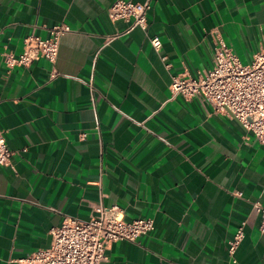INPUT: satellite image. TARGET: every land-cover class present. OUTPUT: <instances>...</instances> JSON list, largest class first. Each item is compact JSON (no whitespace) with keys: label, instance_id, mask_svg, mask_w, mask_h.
I'll list each match as a JSON object with an SVG mask.
<instances>
[{"label":"crops","instance_id":"obj_1","mask_svg":"<svg viewBox=\"0 0 264 264\" xmlns=\"http://www.w3.org/2000/svg\"><path fill=\"white\" fill-rule=\"evenodd\" d=\"M114 1L0 0V128L13 151L0 166V264L50 247L66 216L87 220L101 204L155 222L110 243L101 264H264V143L202 97L171 91L172 76L214 66L219 39L250 64L264 0H150L147 32L111 20ZM57 24L71 32L54 62L6 65L5 52Z\"/></svg>","mask_w":264,"mask_h":264},{"label":"built area","instance_id":"obj_2","mask_svg":"<svg viewBox=\"0 0 264 264\" xmlns=\"http://www.w3.org/2000/svg\"><path fill=\"white\" fill-rule=\"evenodd\" d=\"M150 9V0L144 3L115 0L109 8V16L113 21L129 22L125 32L137 27L147 32ZM69 32V25L57 24L50 29L47 38L28 35L21 53H4L6 65L9 68L27 67L41 57L54 62L61 38ZM148 38L153 47L159 50L160 38L149 35ZM166 58L162 56L164 61ZM171 91L173 95L187 98L202 97L216 111L237 118L258 141L264 143V46L254 55L250 64H243L232 48L219 39L215 46L214 66L197 77L187 74L172 76ZM12 155L5 131L0 128V166L9 165ZM255 208L262 214L260 230L264 233V206L257 203ZM154 227L153 218L141 217L128 221L119 205L101 204L87 220L66 216L60 226L51 230L53 240L50 247L35 250L17 261L19 264H101L110 243L118 240L137 241ZM243 238L244 230L240 227L229 241L232 257Z\"/></svg>","mask_w":264,"mask_h":264}]
</instances>
